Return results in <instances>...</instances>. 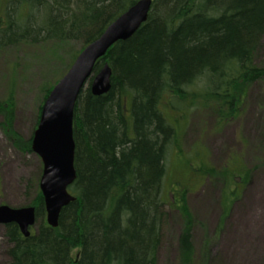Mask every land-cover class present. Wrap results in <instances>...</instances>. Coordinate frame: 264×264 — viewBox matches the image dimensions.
Returning a JSON list of instances; mask_svg holds the SVG:
<instances>
[{
  "label": "trees",
  "instance_id": "16d2710c",
  "mask_svg": "<svg viewBox=\"0 0 264 264\" xmlns=\"http://www.w3.org/2000/svg\"><path fill=\"white\" fill-rule=\"evenodd\" d=\"M137 1L0 0V51L42 42L68 58L62 75L43 89L36 124L45 99L80 51ZM263 47L264 0H153L147 21L95 66L96 73L105 62L111 65L109 92L94 95L89 82L78 97L77 177L69 186L76 199L52 227L41 172L31 180L26 205L35 206L36 224L28 237L16 223L6 225L10 264H157L168 208L183 218L178 264H208V252L197 251L193 241L196 217L188 194L197 184L221 179L228 214L254 167L232 156L217 168L201 146L192 151L199 150L198 163L192 153L183 155L181 125L168 121L166 108L179 115L205 110L220 124L239 118L251 89L264 83ZM0 116L8 142L23 154L33 153L32 137L15 128L13 93L0 100ZM175 150L185 162L178 172L183 179L170 168Z\"/></svg>",
  "mask_w": 264,
  "mask_h": 264
},
{
  "label": "rangeland",
  "instance_id": "374dc122",
  "mask_svg": "<svg viewBox=\"0 0 264 264\" xmlns=\"http://www.w3.org/2000/svg\"><path fill=\"white\" fill-rule=\"evenodd\" d=\"M57 55L51 51L50 44L42 42L8 45L0 51V100L13 93L15 128L27 139L33 137L38 126L44 87L66 69L68 58L62 60ZM166 114L168 121L181 125L183 155H190L201 146L207 153V161L217 168L225 166L232 156H240L244 164L254 167L228 214L223 207L221 179L207 180L190 190L188 202L196 217L192 236L197 251L208 252V264H264V83L251 89L244 113L225 124L217 123L212 114L197 108L179 115L176 109L167 107ZM197 151L192 153L196 163ZM176 156L177 150L170 154V168L183 179L185 176L178 172L184 170L185 162ZM237 161L234 158L231 166L239 165ZM40 164L36 153H21L0 130V204L26 206L31 199L28 185L38 178ZM171 175L175 177L174 173ZM166 199L171 201L170 196ZM168 210L157 264H178L183 218L179 211ZM9 248L5 228L0 225V264H10Z\"/></svg>",
  "mask_w": 264,
  "mask_h": 264
},
{
  "label": "water",
  "instance_id": "95a60500",
  "mask_svg": "<svg viewBox=\"0 0 264 264\" xmlns=\"http://www.w3.org/2000/svg\"><path fill=\"white\" fill-rule=\"evenodd\" d=\"M152 3L153 0H138L113 20L97 39L80 51L43 103L32 137V151L43 163L39 186L44 196L46 220L52 227L59 225L64 206L76 199L69 186L77 177L74 117L78 97L89 82L94 95L109 92L111 65L105 62L96 73L95 66L111 46L132 37L147 21ZM0 223H16L28 237L36 224V208L0 204Z\"/></svg>",
  "mask_w": 264,
  "mask_h": 264
},
{
  "label": "flooded vegetation",
  "instance_id": "af4514ba",
  "mask_svg": "<svg viewBox=\"0 0 264 264\" xmlns=\"http://www.w3.org/2000/svg\"><path fill=\"white\" fill-rule=\"evenodd\" d=\"M40 159V158H39ZM40 169H41V174H42V171H43V163H42V161H41V164H40ZM41 174H40V177H41ZM0 225H3V227L5 228V232H6V230H7V227H6V225L7 224H4V223H0ZM18 226V225H17ZM18 228H19V226H18ZM19 230H20V228H19ZM33 231H34V229L32 228L31 229V232L33 233ZM20 232H21V230H20ZM22 233V232H21ZM10 246H11V244H10Z\"/></svg>",
  "mask_w": 264,
  "mask_h": 264
}]
</instances>
